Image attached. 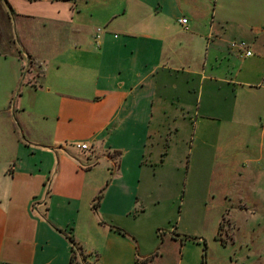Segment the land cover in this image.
Returning a JSON list of instances; mask_svg holds the SVG:
<instances>
[{
	"label": "crops",
	"instance_id": "obj_1",
	"mask_svg": "<svg viewBox=\"0 0 264 264\" xmlns=\"http://www.w3.org/2000/svg\"><path fill=\"white\" fill-rule=\"evenodd\" d=\"M4 1L3 5L0 0V264H69L72 247L66 235L94 256L96 264H146V258L138 263L131 225L138 204L135 196L141 179L150 176L147 167L156 175L171 163L164 153L157 167L158 144L163 134L175 133L188 107L198 109L205 83L206 95L215 85H226L231 95L217 94L214 104L211 95L202 116L221 113L230 120L232 111L241 109L245 148L260 150L264 72L256 81H238L233 75L244 68L252 78L264 70V10L241 23L225 12L231 0H216L207 13L184 0H134L135 5L69 0L73 11L60 17L48 6L37 11L21 7L24 1L39 6L41 0ZM82 5L88 19L80 14ZM182 16L188 19L187 31L176 27ZM118 18L123 25L119 40L111 35V24ZM53 22L62 23L63 30L52 29ZM230 25L243 27L252 49L245 67H236L235 52L223 44ZM99 27L100 41L93 45ZM59 33L78 43L68 39L55 45ZM224 123H229L223 125L229 132L231 120ZM71 142L89 149L66 145ZM259 162L262 180L263 159ZM250 163L248 156L234 167L233 176L245 179ZM203 166L206 178H211L210 164ZM101 189L102 198L93 209ZM236 204L245 205L241 199ZM181 245L176 264H200L199 256Z\"/></svg>",
	"mask_w": 264,
	"mask_h": 264
},
{
	"label": "rangeland",
	"instance_id": "obj_2",
	"mask_svg": "<svg viewBox=\"0 0 264 264\" xmlns=\"http://www.w3.org/2000/svg\"><path fill=\"white\" fill-rule=\"evenodd\" d=\"M102 1L114 2L118 5H135L136 2L134 0ZM184 1L187 4L194 3L197 10L200 12L205 10L206 13L213 11L216 3V0ZM2 3L4 5L5 1L2 0ZM47 6L60 17L66 16L75 7L69 0L53 3L41 0L39 6H31L24 1L21 5L22 9L28 11H37ZM80 8L81 16L88 19L89 12L86 6L82 5ZM263 10L264 3L261 0H231V4H227L225 8L227 14L241 23H249L256 13L259 12L260 15ZM96 22L100 21L96 20ZM121 24L122 19L119 18L111 24V28L113 27L111 35L114 39L119 40L123 36ZM36 27L42 29V25ZM176 27L179 28L180 25L177 23ZM51 28L55 31L63 30V25L53 22ZM235 28H238L240 33L235 31ZM100 29L101 27L96 28L93 33L91 42L93 45L100 41V31H102ZM226 32L223 42L225 48L235 52L236 55L233 56L236 67H245L244 63L248 62L246 56L252 54L250 46L249 54H246L245 50L231 47L233 41L243 40L248 44L243 35V27L230 25L226 27ZM55 37L53 41L55 45L66 44L68 39L69 43H78L73 37H66V33L56 34ZM113 38V41H117ZM260 71V74H252L251 78L245 75L246 72L242 68L240 75L236 77L233 75V79L238 81L263 79L261 73L264 70ZM206 84L203 85L205 89L202 97L200 95L198 109L196 110L192 105L188 107V115L185 114L186 118L177 126L175 133L163 134L158 144L154 156L157 167L161 166L160 158L165 157L166 154L171 163L165 164L156 175H152V169L147 167L150 176L141 179L140 189L135 196L138 202L135 219L131 221L138 263L146 258V264H176L182 249L180 238L188 235L200 239V243L193 240L183 241L186 244L185 250L194 257L199 256V260L202 254L201 241L205 242V264H264V173L262 180L258 175L262 168L259 160L263 159L264 164V136H257V142L261 144L260 150L252 152L245 148L247 134L242 124L244 116L241 109L232 111L229 132H226V128L223 129L224 124L225 126L229 124L224 123V120L230 121L229 117L222 118L221 113L220 117L215 114L211 118L202 116L205 110L204 104L209 101L211 95L213 104L217 94L231 95L226 85L220 89L215 85V90L210 95H206V89L209 87L208 85L206 87ZM212 110L214 112L215 106ZM77 143L71 142L66 145L78 149ZM248 156L251 163L246 178L233 176L234 167L239 166ZM207 163L210 164L211 178H206L204 174L203 165ZM240 199L245 203L244 207L236 204ZM83 254L76 251L74 263L96 264L94 256L90 257L85 252Z\"/></svg>",
	"mask_w": 264,
	"mask_h": 264
},
{
	"label": "trees",
	"instance_id": "obj_3",
	"mask_svg": "<svg viewBox=\"0 0 264 264\" xmlns=\"http://www.w3.org/2000/svg\"><path fill=\"white\" fill-rule=\"evenodd\" d=\"M108 182V181H107ZM102 193H103V189H101L94 197L93 199V202H92V208L93 209H96V207L98 206V204L100 203V200L102 198ZM117 231H119L120 233H124L120 228H116L114 227ZM59 232H61L60 229H57ZM68 241L71 243V247H72V256H71V259H70V262L69 264H78V263H74V256L76 254V251L79 252V254H83V250L82 248L77 244V242L74 240L73 236L72 235H69V236H65ZM181 239V242H183L184 240H193V241H196V242H199L200 243V239L196 238V237H191V236H188V235H183V238H180ZM202 243V254H201V261H200V264H205V250H206V244L204 241H201ZM84 256V254L82 255Z\"/></svg>",
	"mask_w": 264,
	"mask_h": 264
},
{
	"label": "built area",
	"instance_id": "obj_4",
	"mask_svg": "<svg viewBox=\"0 0 264 264\" xmlns=\"http://www.w3.org/2000/svg\"><path fill=\"white\" fill-rule=\"evenodd\" d=\"M177 22L182 27L183 30H185V31L189 30V22H188V19L186 17L182 16V17L178 18ZM231 47H237L238 49H240L242 51L245 50L246 54L250 53V50L248 49L249 45L246 42H244L243 40H240L238 42L233 41L231 43ZM76 148L81 149V150H87V149H89V146L87 144H84V143H82V144L77 143Z\"/></svg>",
	"mask_w": 264,
	"mask_h": 264
}]
</instances>
